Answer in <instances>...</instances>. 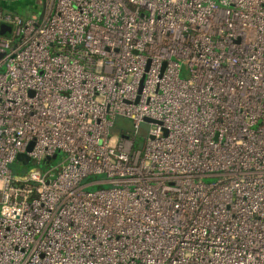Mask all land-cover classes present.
Here are the masks:
<instances>
[{"label": "built area", "instance_id": "1", "mask_svg": "<svg viewBox=\"0 0 264 264\" xmlns=\"http://www.w3.org/2000/svg\"><path fill=\"white\" fill-rule=\"evenodd\" d=\"M39 13L0 37V264H264V0Z\"/></svg>", "mask_w": 264, "mask_h": 264}, {"label": "rangeland", "instance_id": "2", "mask_svg": "<svg viewBox=\"0 0 264 264\" xmlns=\"http://www.w3.org/2000/svg\"><path fill=\"white\" fill-rule=\"evenodd\" d=\"M40 1L41 0H0V20L6 19L7 22L11 24V28H15L14 26V19L16 17L25 18L34 14H38L40 10ZM43 1V0H42ZM41 1V2H42ZM9 38H14L13 35H10ZM181 78L188 77V71L185 64H182L181 71H180ZM149 124L147 122H142L140 128L136 134H134V130L132 127L131 121L123 116H116L114 119V125L110 130V134L116 137H120V135H127L129 138L133 140V149L139 150L142 147V144L147 136ZM61 159V154L58 155L55 159L51 161L53 165L58 164ZM42 168L39 170L44 171L49 167V164L43 163ZM33 167L31 162L27 164H23L19 160H15L14 162L9 164V168L13 175H22L25 174L27 171H30ZM100 175H89L84 181H96L97 179L101 178ZM221 176L219 175H206L199 178L201 181L210 183L216 182L220 179ZM108 187L109 184H92L90 186L85 187L86 190H94L98 187Z\"/></svg>", "mask_w": 264, "mask_h": 264}, {"label": "water", "instance_id": "3", "mask_svg": "<svg viewBox=\"0 0 264 264\" xmlns=\"http://www.w3.org/2000/svg\"><path fill=\"white\" fill-rule=\"evenodd\" d=\"M43 11H44V4L42 5V9H41V11H40V13H39V17H42V15H43ZM1 32H2V33H5V35L8 36L10 30H9V28H7L6 30H5V29H4V30H1ZM144 120H145V121H151V119H149V118H144ZM32 145H33V143L30 142V143L28 144V146H27V150H30L31 147H32ZM60 153H61V151H57V153H54L51 157H52V158H56V155H57V154H60ZM16 159L19 160V161H21L23 164H27V163L29 162V157H28L25 153H19V154L17 155ZM49 159H50V157L47 156V157L43 160V163H48V162H49Z\"/></svg>", "mask_w": 264, "mask_h": 264}, {"label": "trees", "instance_id": "4", "mask_svg": "<svg viewBox=\"0 0 264 264\" xmlns=\"http://www.w3.org/2000/svg\"><path fill=\"white\" fill-rule=\"evenodd\" d=\"M7 28H9V30H11V24L4 19L0 20V37L6 36L5 33L1 32V30H4V29L6 30Z\"/></svg>", "mask_w": 264, "mask_h": 264}, {"label": "flooded vegetation", "instance_id": "5", "mask_svg": "<svg viewBox=\"0 0 264 264\" xmlns=\"http://www.w3.org/2000/svg\"><path fill=\"white\" fill-rule=\"evenodd\" d=\"M41 1H42V0H41ZM41 1H40V2H41Z\"/></svg>", "mask_w": 264, "mask_h": 264}]
</instances>
